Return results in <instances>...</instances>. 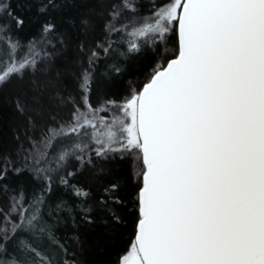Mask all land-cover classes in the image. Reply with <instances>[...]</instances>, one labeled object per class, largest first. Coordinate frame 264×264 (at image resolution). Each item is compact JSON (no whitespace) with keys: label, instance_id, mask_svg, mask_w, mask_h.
<instances>
[{"label":"snow or ice","instance_id":"6c2138e0","mask_svg":"<svg viewBox=\"0 0 264 264\" xmlns=\"http://www.w3.org/2000/svg\"><path fill=\"white\" fill-rule=\"evenodd\" d=\"M0 264H264V0H0Z\"/></svg>","mask_w":264,"mask_h":264},{"label":"trees","instance_id":"16d2710c","mask_svg":"<svg viewBox=\"0 0 264 264\" xmlns=\"http://www.w3.org/2000/svg\"><path fill=\"white\" fill-rule=\"evenodd\" d=\"M108 258L109 257L107 255H96V256L93 257V259L101 260V261L106 260Z\"/></svg>","mask_w":264,"mask_h":264}]
</instances>
